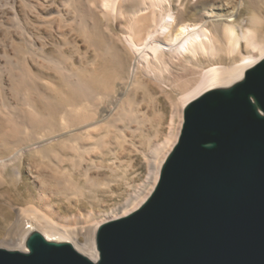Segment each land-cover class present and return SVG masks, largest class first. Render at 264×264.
<instances>
[{
	"label": "bare ground",
	"instance_id": "obj_1",
	"mask_svg": "<svg viewBox=\"0 0 264 264\" xmlns=\"http://www.w3.org/2000/svg\"><path fill=\"white\" fill-rule=\"evenodd\" d=\"M243 10L249 11L244 18ZM70 34L84 45L79 66L49 51L61 54L71 43L78 55L80 47L68 41ZM262 59L264 0H0V69H5L0 70V82L11 88L14 79L25 87L22 99L17 94L18 110L9 97L15 92L8 96L11 106L5 105L0 85V188L3 196L9 192L15 200L1 203L6 205L0 217L7 234L0 246L26 251V236L38 231L96 260L95 233L105 221L92 210L83 213L81 200L71 202L82 187L87 192L113 191L108 165L86 158L94 151L107 153V142L91 144L93 132L116 129L119 123L125 129L133 123L144 126L157 119L153 126L160 129V121L169 116L162 143L145 154L153 186L136 189L117 207L120 212L111 208L99 213L104 219L125 216L154 188L179 135L183 107L206 90L241 79ZM115 93L120 100L109 107L106 102ZM142 103L144 112L139 109ZM161 104L169 110H159ZM46 109H54L56 119H50ZM30 128L35 130L28 132ZM45 159L54 160V166ZM65 162L68 171L61 172ZM73 175L82 176V187ZM22 196L25 207L18 202ZM72 210L76 213H69Z\"/></svg>",
	"mask_w": 264,
	"mask_h": 264
},
{
	"label": "water",
	"instance_id": "obj_2",
	"mask_svg": "<svg viewBox=\"0 0 264 264\" xmlns=\"http://www.w3.org/2000/svg\"><path fill=\"white\" fill-rule=\"evenodd\" d=\"M24 246L0 264H264V59L183 107L153 190L99 225L96 260L38 231Z\"/></svg>",
	"mask_w": 264,
	"mask_h": 264
},
{
	"label": "rangeland",
	"instance_id": "obj_3",
	"mask_svg": "<svg viewBox=\"0 0 264 264\" xmlns=\"http://www.w3.org/2000/svg\"><path fill=\"white\" fill-rule=\"evenodd\" d=\"M247 11L248 10H246V11L243 10V12H242V18H244V17H246L248 15L249 11L248 12ZM72 39L73 40L75 39V40L73 41ZM68 41L75 42L80 47L79 48L78 55H77V52H76L74 46H72L71 43H70V45L68 44V45L64 46L63 52L61 54L57 53L53 49H51V50L49 49V51L51 53H53V55L55 54L54 57L56 59H61L62 60V57H64L63 59H66L67 58V60H68V58L70 57V59H72L73 61L75 60L74 62L76 63V65L79 66V64H77V62H78V56H79V53L81 54L82 51L84 52V45L82 44L81 39L78 38V37L76 38V35L74 36V34H73V36H72V34L68 35ZM79 42H80V44L82 46H80ZM66 47H68V48H66ZM65 53L66 54L68 53V54L66 55ZM62 54H64V55H62ZM74 54H76V55H74ZM72 60L68 61L67 63L70 64V62H72ZM235 60H237V59L234 58L232 60H224V62H225V64H230V63L234 62ZM12 68H13L12 71H15L16 68L15 69H14V67H12ZM0 70H5V69L2 68ZM6 70H11V68L10 69H6ZM0 75H1V73H0ZM0 81H2L1 80V77H0ZM12 82L14 83V84H12L13 86L11 85L12 90H11V88H9V86L4 85V84L2 85V83H4L3 81H2V83L0 82V85L3 86V88H4V89L2 88L1 91L2 92L4 91L3 92L4 93L3 95H5L4 97H6L3 100V102L5 103V105H9L12 102V100L13 101L15 100V102H12L11 103L12 106H11V104H10V106L13 107L16 104L15 107H16V109L19 110L20 105H17L16 100L18 99L17 100L18 101V104H20L21 99H22V94L21 93L23 92V90H24L25 87H23V85H21L22 84L21 82H20L21 84H17L19 82L16 81V80H14V79L11 81V83ZM21 87H23V88H21ZM14 88L16 89V91H14L15 90ZM19 88H21V89H19ZM18 89H19V91H18ZM6 91H8L7 92L8 95L5 93ZM14 92H15V94L13 95L12 93H14ZM18 93L21 95V99H20V97H18V96H20ZM10 94H12V95H10ZM17 94H18V96H17ZM115 94H114V96L118 100L117 99H114L115 97L109 99L110 101L112 100L111 102L110 101H107L106 102L109 107H112V106L117 105L118 102H119V100H120L119 95L117 93H115ZM8 96L9 97H12V98L13 97L14 98L15 97H18V98H15V99L13 98L11 100V102H10V100L8 99L9 98ZM19 100H20V102H19ZM13 103H14V105H13ZM18 106H19V108H18ZM38 106H40V105H38ZM142 106H143V103L140 105V108L139 109H140L141 112H144L147 107L145 105L143 107ZM160 106L161 107H158L159 110L162 109V107L164 108V110L166 112L169 110L168 106H166V105L161 104ZM55 107H60V105H58V106L56 105ZM46 110H48V111H46ZM46 110H44V111L47 112V116H49V117L51 116L50 119H52V120L56 119L55 113H54V111H52L54 109H52V110L50 109L51 110V113H49V111H50L49 109H46ZM49 117H47V118H49ZM168 118H169V116L167 117V120L165 119V120L160 121L161 123L163 122L162 123L163 126L160 127V129H156L153 126L154 123L158 124L159 119H157L158 121L146 123L144 126L143 125L142 126H138V125L136 126V124L133 123V124L130 125V128H129L130 130L123 128L124 127V124H120L119 123V125L116 126V129L115 128L114 129L113 128H110L111 130L108 129L107 130L108 133L106 132V129H103L105 131H102L101 129H100L101 131L98 130L99 133H97V131L96 132H93L95 134H93L94 137H93V141H91V144L94 143V142L97 143L98 141H100V139L102 141H104L105 143L107 142L108 143L107 144V147L108 148H105L106 149L105 151L107 153L102 154L101 152L99 153V151H94V152H91V153L87 154L86 155V158H88L87 160H89L91 162L92 161L95 162V163L102 162L104 165H106V166L108 165V167H109L110 170L107 169L105 171H106L107 176L109 175L108 176V179L110 181V185L113 187V191L112 192H109V193H108V191H106V193L105 192L103 193L99 189L92 188L90 190L91 192H87V191H89V189L86 188V187H82L83 186V183H84V179L81 178L82 176L77 175L78 176L77 177L76 175H73L74 176L73 177L74 180L75 179L79 180V184L78 185L82 187L81 188V193H80L82 196L81 195H80L81 197L78 196L79 198H77L76 196H73L72 199H71V202L73 204H76L77 203V201H75L76 199L78 201L81 200L80 202L82 203V205L80 207H81V210H82L83 213H86V212H89V211L92 210L94 212H97V214H98L97 215L98 220L100 219V220H102V222H103V220L106 222L107 219L110 220L111 218L104 219V216H102V214H99V213H104L106 211H109L111 208H116V210L118 209L116 212H120L119 208H117V207L118 206L120 207L124 203H126V201L131 198V196L133 195V193H134V191L136 189L142 187L143 190L144 189L145 190H148V189L150 190V187L153 186L152 185V183H153V175H152L151 167L147 163L146 158H147V155L150 154V151H151L150 149H152L151 146H155V145H158V143L159 144L162 143V141L164 139V136L167 133L166 126H167ZM136 127H138V128H136ZM32 130H35V129L34 128H30L27 131L28 132H31ZM123 135H124V137L122 138ZM145 154H147V155H145ZM105 155H106V157L104 158ZM43 161L46 162V163L49 162L51 164V166L52 165L54 166V163H55L54 160L53 161H51V160L49 161L48 159H45ZM68 163L69 162H65L62 165L63 168H62V170L60 169L61 172H66V169L68 171V167H69V164ZM24 179H25V182H29V180L27 179L26 175H24ZM77 180H75V181H77ZM24 186H25V184H24ZM1 189L3 190V188H0V195L3 198H5L6 200L5 199H1L0 200V205H1V207H0V214L1 215H4L5 212H3V211L5 210L6 205H2V204H8L9 200L12 201V202H14L15 200H13V197H12L11 193L9 194V192H4V196H3L1 194V192H2ZM5 195H6V197H5ZM11 197H12V199H10ZM19 199H20V201H18V202H19V205L20 206L22 205L21 207L27 206V205H25L26 202H27V199L25 198V196H22V198H19ZM90 200H91V202H90ZM18 202H16V203H18ZM92 202H94V203H92ZM21 203H23V204H21ZM94 205H96V206H94ZM14 206H16V205L14 204ZM1 211L3 213H1ZM11 212H13V211L12 210L9 211V216L10 215L11 216H10V218L8 216V218L10 220H13V218H14V212L13 213H11ZM69 213H72L73 214V213H76V212H75V210H72ZM64 214L68 215V213H64ZM101 217L103 219H101ZM109 220H107V221H109ZM69 223H71V221H69ZM2 224H3V221L1 220V217H0V240H1V238H3L7 234V231H6L5 227H3L4 225H2ZM12 236H13V234H12ZM80 240L83 241V238H80ZM0 247H2V246H0Z\"/></svg>",
	"mask_w": 264,
	"mask_h": 264
}]
</instances>
